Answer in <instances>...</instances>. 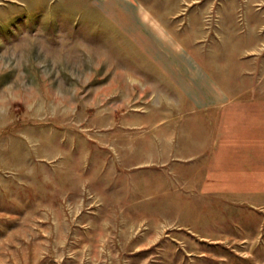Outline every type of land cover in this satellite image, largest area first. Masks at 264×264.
Masks as SVG:
<instances>
[{
  "label": "rangeland",
  "instance_id": "374dc122",
  "mask_svg": "<svg viewBox=\"0 0 264 264\" xmlns=\"http://www.w3.org/2000/svg\"><path fill=\"white\" fill-rule=\"evenodd\" d=\"M0 264H264V0H0Z\"/></svg>",
  "mask_w": 264,
  "mask_h": 264
},
{
  "label": "crops",
  "instance_id": "0c3cea01",
  "mask_svg": "<svg viewBox=\"0 0 264 264\" xmlns=\"http://www.w3.org/2000/svg\"><path fill=\"white\" fill-rule=\"evenodd\" d=\"M218 99L215 100H219ZM208 101L214 100L213 98L207 99ZM228 111V117L223 118L221 121L219 118H215V121L213 122L214 126H212L207 133L209 137H206L204 139L203 147L204 151L207 152V148L209 146L213 147V151L207 155L205 154L204 156L207 157L209 160L211 155V160H210V166L212 167H217V166H229L232 158H235V155L233 157V150L230 149L231 146V140L235 142V138L237 135V130H236V115L238 114V111H236V105H231L228 106L227 108ZM259 109L262 110V106H259ZM232 115V118H231ZM161 129V128H157ZM186 132V131H185ZM188 134V132H186ZM182 134V133H181ZM214 136V137H213ZM232 136V138H231ZM186 134L183 135V140H186ZM189 144L188 141H185L182 144ZM226 161V162H225Z\"/></svg>",
  "mask_w": 264,
  "mask_h": 264
}]
</instances>
